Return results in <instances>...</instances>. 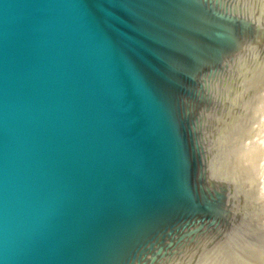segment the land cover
<instances>
[{"label": "water", "instance_id": "obj_1", "mask_svg": "<svg viewBox=\"0 0 264 264\" xmlns=\"http://www.w3.org/2000/svg\"><path fill=\"white\" fill-rule=\"evenodd\" d=\"M0 264H264V0H0Z\"/></svg>", "mask_w": 264, "mask_h": 264}]
</instances>
